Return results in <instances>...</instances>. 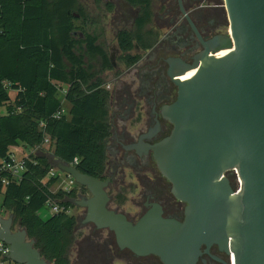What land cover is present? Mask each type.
<instances>
[{"label": "water", "instance_id": "water-1", "mask_svg": "<svg viewBox=\"0 0 264 264\" xmlns=\"http://www.w3.org/2000/svg\"><path fill=\"white\" fill-rule=\"evenodd\" d=\"M226 35L216 36L187 66L168 71L178 88L163 116L173 130L152 147L173 196L187 204L184 222L149 212L137 224L108 208V181L56 160L89 192L74 202L86 222L115 233L121 248L165 264H196L203 245H219L234 264H264V0H224ZM234 50V51H233ZM236 168L237 193L224 174ZM14 217L0 215V241L14 264H51Z\"/></svg>", "mask_w": 264, "mask_h": 264}, {"label": "trees", "instance_id": "trees-1", "mask_svg": "<svg viewBox=\"0 0 264 264\" xmlns=\"http://www.w3.org/2000/svg\"><path fill=\"white\" fill-rule=\"evenodd\" d=\"M139 3L142 7L148 1ZM77 12L73 0H0V108H5L0 114V159L20 147L30 150L22 178L6 187L0 215L21 223L51 264H72L71 252L82 233L75 215L60 211L44 217L42 212L48 203L75 208L72 200L86 188L54 192L60 178L50 177L54 167L46 154L72 166L77 159L75 167L97 179L108 171L111 92L102 75L113 67L99 36H80ZM149 15L150 8L143 7L138 31L118 36L122 61L134 43L144 49L155 44L154 36L143 33ZM0 264L13 263L0 253Z\"/></svg>", "mask_w": 264, "mask_h": 264}, {"label": "flooded vegetation", "instance_id": "flooded-vegetation-1", "mask_svg": "<svg viewBox=\"0 0 264 264\" xmlns=\"http://www.w3.org/2000/svg\"><path fill=\"white\" fill-rule=\"evenodd\" d=\"M73 1L78 6L74 17L81 29L80 36L84 37V33L99 36L113 67L102 75L111 92L108 171L101 179L108 181V208L125 215L133 224L149 212H161L165 219L184 222L187 204L173 196L172 185L159 171L152 147L173 130L163 116L164 108L178 96V88L168 75L171 63L180 60L193 66L211 39L227 34V14L216 0H147L142 7L140 0ZM143 7H149L151 12L143 33L154 36L155 44L144 49L134 43L127 61L116 64L115 48L124 55L117 38L124 32L138 31L137 21ZM96 65L100 67V63ZM89 196L86 189L72 202ZM123 198L125 204L119 205ZM84 211L83 220L77 217V221L78 230L84 229L85 233L72 250V264H165L157 255L142 256L121 248L115 233L86 222ZM196 264H232L231 253L217 244L203 245Z\"/></svg>", "mask_w": 264, "mask_h": 264}, {"label": "built area", "instance_id": "built-area-1", "mask_svg": "<svg viewBox=\"0 0 264 264\" xmlns=\"http://www.w3.org/2000/svg\"><path fill=\"white\" fill-rule=\"evenodd\" d=\"M66 113L65 109L59 114L62 115ZM48 141L46 142V144ZM24 158H19L17 152H13L9 155L6 160H3L0 164V196H3L6 190V187L13 181H18L22 178L25 172ZM78 164V160H75V165ZM75 165H73L75 167ZM64 175L67 180H65V188L63 190L70 191L80 187L71 176L65 175L59 170L55 169L51 171L50 177H61ZM224 177L230 179L234 185V189L238 193L242 187V181L239 175V172L236 168L227 171L224 174ZM46 209L50 211V214L59 213L60 211H65L67 214L72 215V209H64L59 207L56 204L48 203ZM0 253L2 257L8 258L10 254V247L4 242L0 241ZM13 263V262H12ZM231 263L234 264V256L231 254ZM14 264V263H13Z\"/></svg>", "mask_w": 264, "mask_h": 264}, {"label": "rangeland", "instance_id": "rangeland-1", "mask_svg": "<svg viewBox=\"0 0 264 264\" xmlns=\"http://www.w3.org/2000/svg\"><path fill=\"white\" fill-rule=\"evenodd\" d=\"M217 2H220V4L222 5V10H223V12L226 14V9H225V7H223L224 6V0H216ZM226 21H227V17H226ZM77 25H79V23H77ZM225 31H227V27H226V29H225ZM116 50H114V52H113V62L114 63H116V64H118L119 62H120V64H121V53L119 54L117 51H118V48L116 47L115 48ZM111 82V80H110V78H109V81H108V83H110ZM13 96H15V94L14 93H12V97ZM60 99H62V101H63V95H61L60 94ZM65 106L67 107H69V105L68 104H66L65 103ZM5 113V108H0V114H4ZM17 156L19 157V158H22V157H25L27 154H29V152H30V150L29 149H26V148H24V147H21L20 149H18L17 151ZM49 153V152H48ZM49 159H50V162L52 163V165H53V167L55 168V169H57L56 168V163H55V161H54V158L52 157H48ZM0 162H2V159H0ZM58 170V169H57ZM65 180H67L66 179V177L64 176V175H62L61 177H60V179H59V181H58V183L52 188V190L54 191V192H57V191H59V190H63V188H65L66 186H65ZM125 192H127L128 193V195H129V191L128 190H126ZM125 195H126V193H125ZM130 199V197L129 198H127V200H129ZM79 200V199H78ZM2 201H3V196H0V205H1V203H2ZM127 206H129L130 205V203H128V204H126ZM78 208V209H77ZM85 209L84 208H80V207H76V208H74V209H72V215H75L76 217H78V218H80V219H82L83 220V215L85 214V211H84ZM50 213V211L48 210H44L43 212H42V214H43V216L45 217V216H47L48 214ZM2 216V215H1ZM10 215H3L2 217H4V218H8ZM19 228V226L18 225H15V229L17 230ZM79 232L80 233H82V234H84L85 232H84V229H80L79 230ZM72 253V252H71ZM72 260H74V256H73V254H71V261Z\"/></svg>", "mask_w": 264, "mask_h": 264}, {"label": "crops", "instance_id": "crops-1", "mask_svg": "<svg viewBox=\"0 0 264 264\" xmlns=\"http://www.w3.org/2000/svg\"><path fill=\"white\" fill-rule=\"evenodd\" d=\"M63 101H64V100H63ZM67 108H68V106H67ZM20 148H21V147H20ZM20 148H19V149H20ZM33 151H34V150H33ZM33 151H32V152H33ZM46 156H47V157H49V156H50L51 158L53 157V155H52V153H51V152L47 153V154H46ZM53 158H54V157H53ZM56 160H57V159H55V158H54V161H55V163H57V161H56ZM1 163H2V162H0V164H1Z\"/></svg>", "mask_w": 264, "mask_h": 264}, {"label": "bare ground", "instance_id": "bare-ground-1", "mask_svg": "<svg viewBox=\"0 0 264 264\" xmlns=\"http://www.w3.org/2000/svg\"><path fill=\"white\" fill-rule=\"evenodd\" d=\"M234 51V50H233Z\"/></svg>", "mask_w": 264, "mask_h": 264}]
</instances>
